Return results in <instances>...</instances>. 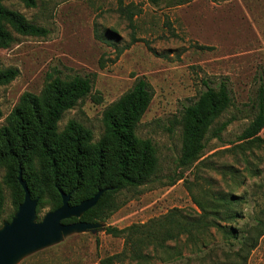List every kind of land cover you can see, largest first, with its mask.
Segmentation results:
<instances>
[{
    "label": "rangeland",
    "instance_id": "1",
    "mask_svg": "<svg viewBox=\"0 0 264 264\" xmlns=\"http://www.w3.org/2000/svg\"><path fill=\"white\" fill-rule=\"evenodd\" d=\"M37 0L33 8L18 0L3 5L44 28L42 37L12 32L14 41L0 49V66L14 68L18 76L0 87V128L24 93L38 95L48 75L61 78L87 76L91 94L65 112L58 129L74 120L89 129L93 142L103 135V111L132 88L138 79L149 85L152 100L136 135L149 140L156 151L157 168L147 183L116 195L117 209L101 223V230L73 233L61 241L23 257L17 264H98L120 254L123 239L107 235L108 226L122 229L180 210L194 218L199 212L193 197L210 192H233L244 197L245 214L237 227L252 226V216L263 208L264 148L252 154L232 149L253 118L250 100L264 76V0ZM226 82L232 106L211 126L206 148L198 161L179 165L181 110L197 100L206 86ZM230 124L212 138L213 130ZM259 136L264 138V127ZM258 169L260 176L247 174ZM1 227L15 214L11 191L3 183ZM49 208L37 214L41 220ZM202 252L186 247L182 257L168 264H264V235L240 260L215 229ZM173 246V243H169ZM151 264H160L153 260Z\"/></svg>",
    "mask_w": 264,
    "mask_h": 264
},
{
    "label": "trees",
    "instance_id": "2",
    "mask_svg": "<svg viewBox=\"0 0 264 264\" xmlns=\"http://www.w3.org/2000/svg\"><path fill=\"white\" fill-rule=\"evenodd\" d=\"M18 1L27 8L35 7L37 3V0ZM148 1L157 4L160 0ZM189 1L182 0L181 3ZM12 32L34 37L47 34L44 28L8 9L0 0V49L13 43ZM17 76L16 69L0 66V87ZM91 91L92 80L87 76L61 78L48 75L38 95L22 94L0 128V169L4 170L3 183L11 191L15 212L24 197L17 181L19 168L30 198L37 201L36 214L44 208L58 209L60 192L70 196V206H76L99 190H105L96 205L80 219L70 218L64 220V224L106 222L117 209L116 195L121 190L144 185L154 175L157 168L155 148L149 140L136 135L137 126L152 100L147 82L138 79L130 90L103 111L104 132L97 142H93L89 129L74 120H70L63 130L58 129L62 115L76 107ZM232 103L227 83L222 81L216 88L206 86L196 101L181 110L177 122L181 128L182 147L178 160L181 167L200 159L206 148L208 131ZM250 111L253 118L237 137L239 144L232 148L242 155L264 148V138L259 136L264 127L263 75L258 77ZM230 122L228 120L213 130L212 138L219 139L220 132ZM247 174L258 177L260 171L250 169ZM260 188L264 189V185ZM192 199L200 212L195 218L172 210L146 224H133L122 229L106 227L107 235L123 239V250L100 259L98 264H151L153 260L168 264L182 257V250L177 246L180 237H186V247L191 251L202 252L208 247L212 228L231 251L236 248L235 255L244 261L264 235V204L252 216V226L239 228L237 223L245 217L239 209L240 204L246 203L244 197L233 192H210L201 199ZM2 204L0 187V219ZM11 218L12 215L8 222Z\"/></svg>",
    "mask_w": 264,
    "mask_h": 264
},
{
    "label": "water",
    "instance_id": "3",
    "mask_svg": "<svg viewBox=\"0 0 264 264\" xmlns=\"http://www.w3.org/2000/svg\"><path fill=\"white\" fill-rule=\"evenodd\" d=\"M24 197L9 222L0 227V264H17L24 256L61 241L63 236L87 231L99 232L101 223L77 221L64 224V220L80 217L96 205L105 190H99L92 198L70 206V196L60 192L61 206L49 211L37 220V201L30 198L28 188L19 168L17 176Z\"/></svg>",
    "mask_w": 264,
    "mask_h": 264
}]
</instances>
